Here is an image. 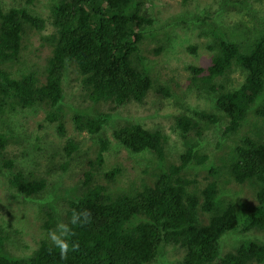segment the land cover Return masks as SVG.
<instances>
[{
	"label": "trees",
	"instance_id": "1",
	"mask_svg": "<svg viewBox=\"0 0 264 264\" xmlns=\"http://www.w3.org/2000/svg\"><path fill=\"white\" fill-rule=\"evenodd\" d=\"M33 1L10 8L0 3V119L44 108V120L38 127L47 121L63 137L70 112L76 129L86 131L97 143L94 155L86 156L79 170L81 141L67 138L62 153L55 155L35 142L32 152L21 153L26 158L22 160L6 154L7 147L12 140L19 144L20 138L28 135H19L9 127L11 123L7 131L0 127V173L9 172V188L17 195L36 200L44 197L51 176L69 177L72 182L69 197L59 194L62 208L53 200L40 202L39 215L47 237L41 238L28 256L6 248L9 233L0 229V264H161V256L168 253L167 247L161 250L163 244L184 250L180 264H264V244L258 242L243 243L218 258L219 240L225 232L264 230V25L259 21L253 27L259 29L258 35L246 34L242 39L239 32L238 36L232 34L234 27L221 31L208 45L213 52L209 64L189 67L195 88L187 93L201 92L221 113L201 108L175 114L174 131L185 149L172 160L164 129L128 119L109 120L110 114L100 109L81 110L72 97L67 100V76L77 73V84H82L86 98L94 103L108 101L118 109L145 102L153 79L141 44L155 31L149 28L154 21L143 8L144 0L52 3L54 33L49 39L53 45L44 80L23 55L27 28L43 31L46 25V20L29 8ZM236 71L240 78L232 77ZM165 88L163 94L171 95L170 86ZM252 113L257 121L253 125L248 121ZM223 122V138L237 133L247 122L244 127L250 126L245 131L243 127L245 134L226 151L230 158L224 157L222 163L228 183H247L255 191L256 204L249 213L243 212V217L236 199L221 198L219 167L210 164L204 185L196 171L211 161L200 147L209 126ZM109 125L112 139L105 134ZM116 145L147 159L126 189L118 185L124 172L121 163L114 157V166H105L108 152ZM38 152L43 155H35ZM79 210H87L90 220L74 228L72 239L79 246L61 259L58 250L50 249L48 232L57 221L67 223L73 211Z\"/></svg>",
	"mask_w": 264,
	"mask_h": 264
},
{
	"label": "rangeland",
	"instance_id": "2",
	"mask_svg": "<svg viewBox=\"0 0 264 264\" xmlns=\"http://www.w3.org/2000/svg\"><path fill=\"white\" fill-rule=\"evenodd\" d=\"M52 1L34 0L29 5L33 12L46 20V25L43 31L27 28L24 38V59L28 63L35 64L32 66L39 71L42 80L45 77L43 76L45 64L52 53L53 43L49 39V36L54 33L51 4L57 0ZM0 3L3 7L10 8L26 4V0H0ZM143 8L154 21L149 28L155 31V34L152 32L150 36H145L141 44L143 53L144 51L146 53L144 54L149 73L153 79V87L148 92L145 102L142 104L130 103L126 107H119L118 109L108 101L94 103L88 97L86 98L82 84H77V73L67 76V100H71L72 97L76 103L75 107L81 110L90 112L93 109H100L110 114L109 120L128 119V121L140 122L150 128L164 129L169 136L167 149L170 158L177 160L179 152H182L185 146L179 133L174 131V115L185 111L190 113V111L193 112V110H200L201 108L216 115L221 113L212 105L211 100L201 96V92L187 93L195 88L192 85L193 73L189 67H206L209 64L213 52L208 48V45L214 42L218 33V35H222L221 31L234 27L232 34L238 36L239 32L241 39L246 34L252 36L256 32L258 35L259 29L253 30V27L258 25L259 21L264 25V21H262L264 20V0H144ZM237 24L239 28L235 27ZM242 30H246V32ZM165 41L167 42L166 47L155 51ZM193 47L195 52L192 51ZM232 77L240 78L239 72L236 71ZM167 86H170L171 95L169 96L163 94ZM44 115V108L34 107L23 112L10 113L5 119H0V127L5 131L10 127L18 131L21 136L28 135L21 137L19 144L12 140L7 147L6 154L9 156L17 155L22 160L26 159L21 153L23 151L32 152V147L36 145L35 142H38V145L40 142L45 145L43 150L50 154H60L66 139L72 137L76 141L82 142L81 154L77 156V160L81 161L80 170L86 156L94 155L97 139L90 136L86 131L77 130L70 112L66 115V136L60 137L54 125L47 121L44 122L43 127L39 128L37 123L44 120ZM255 119L256 115L252 113L249 115L248 121L250 120V124L253 125L257 122ZM260 122L262 124L263 120ZM8 123H11L12 126L7 127ZM224 123L209 126L200 147L210 155L211 161L205 165V169L198 168L196 171L201 185H204L207 182L204 180V176H210V169H208L210 164L213 163L219 167L222 172L218 177L222 187L221 198L224 200L236 199L240 204L239 215L243 217V212L249 213L252 206L256 204L255 191L247 183L244 185H238L231 181L228 183L230 178L222 163L224 157L225 159L230 158V153L226 155V151L229 149L231 151L245 134L242 129L245 128V131L250 126L244 127L247 122L243 126L244 128L242 127L237 133L223 138ZM252 127V131L255 130V126ZM105 132L110 139L113 138L110 125L107 126ZM36 136H40L41 139L35 140ZM116 146L108 152L105 166L106 168L113 167L114 162L111 160L114 157L121 163L124 172L119 177L118 185L126 189L132 181L133 175L137 172L140 173L139 168L143 162L147 163V159L144 161L140 155L130 154L119 145ZM35 155H43V153L38 152ZM5 172L6 174L0 173V229L9 233L6 248H10V251L16 255L28 256L37 247L40 239L47 237L46 230L42 228L43 220L40 219L39 215L40 202L53 200L56 207L62 208L63 201L59 198V194L61 192L63 196L69 197V189L71 188L68 187L72 185V182L69 177H64L62 180L57 176H51L52 182L50 181L51 184L44 197L37 200L24 199L9 188L7 179L9 172ZM194 172L193 170L190 173L194 174ZM44 173L42 172V174ZM100 179L105 181L104 178ZM55 180H58L56 184H54ZM59 189L61 190L59 191ZM249 242L264 244V230L225 232L219 240L218 258L235 250L241 244ZM166 247L168 253L166 257L161 256V264H180L184 250L170 244H163L161 250Z\"/></svg>",
	"mask_w": 264,
	"mask_h": 264
},
{
	"label": "clouds",
	"instance_id": "3",
	"mask_svg": "<svg viewBox=\"0 0 264 264\" xmlns=\"http://www.w3.org/2000/svg\"><path fill=\"white\" fill-rule=\"evenodd\" d=\"M90 220V214L87 210L73 211L67 223L57 221L54 228L49 230L48 239L50 249L59 251L61 259L66 258L70 252L78 248V242L73 240L74 228L83 226Z\"/></svg>",
	"mask_w": 264,
	"mask_h": 264
}]
</instances>
